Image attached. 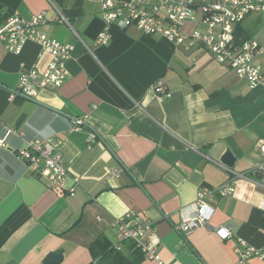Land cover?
<instances>
[{"label":"crops","instance_id":"crops-1","mask_svg":"<svg viewBox=\"0 0 264 264\" xmlns=\"http://www.w3.org/2000/svg\"><path fill=\"white\" fill-rule=\"evenodd\" d=\"M57 9L77 34L56 21ZM43 11L47 34L74 49L62 87L11 101L21 76L46 70L51 55L33 41L19 54L0 47V123L25 134L7 136L0 149V264H117L104 243L116 246L127 264H155L131 241L121 242L112 227L128 211L155 224L168 264H240L237 238L264 248V187L257 171L264 165L257 149L264 144V85L250 88L202 45L188 51L135 27L112 26L109 43L96 45L104 28L99 0H0V27L14 14L30 19ZM242 24L264 45L262 17ZM195 26L186 30L201 28ZM255 63L264 70V54ZM159 81L170 98L156 93ZM79 118L85 126L73 131ZM34 139L62 156L69 173L63 190L51 189L18 157L25 140ZM227 152L233 166L222 161ZM115 168L124 170L114 177ZM233 180V195L207 200L211 221L182 236L177 227L199 191ZM226 226L234 238L216 233ZM56 253L61 261L49 262Z\"/></svg>","mask_w":264,"mask_h":264},{"label":"built area","instance_id":"built-area-1","mask_svg":"<svg viewBox=\"0 0 264 264\" xmlns=\"http://www.w3.org/2000/svg\"><path fill=\"white\" fill-rule=\"evenodd\" d=\"M99 2L102 7L104 28L96 40V45L109 43L112 26L121 29L135 27L145 35L159 36L183 46L188 51L202 45L215 62L229 66L239 79L247 81L250 88L264 85V70L255 63V57L264 54V45L255 38L240 43L236 34L238 25L249 17L259 15L264 20V0H99ZM55 19L77 34L70 19L59 9ZM47 22L44 11L33 14L30 19H23L14 14L0 27V47L9 52L19 54L26 41H33L51 55L46 70L33 69L21 76L17 88L11 91V101L16 95L35 100L40 90L59 89L69 76L66 63L74 47L50 37L44 30ZM189 23L201 28L187 31L186 26ZM154 89L160 96L167 98L172 96L163 81L157 82ZM0 125L6 135L0 137V149L7 146V136L23 138L25 135L23 130L12 128L5 123ZM84 126V120L79 118L74 121L72 130L80 131ZM96 138L95 133L90 134V140ZM24 144L17 151V155L26 163L28 169L44 179L51 189L63 190L69 173L62 156L40 139L25 140ZM257 149L264 158V144H259ZM123 170L115 168L111 171V176L116 177ZM257 171L262 174L260 183L264 187V165ZM73 179L76 184L80 181L78 177ZM69 191L72 195L75 192L73 188ZM234 193V180L216 190H200L196 202L188 208L189 213L184 216L177 231L187 236L196 228L207 225L214 215V209L207 200L214 196L229 197ZM112 227L121 242H133L146 259L155 264H168L160 256L161 238L157 228L148 218L135 211H128L117 217ZM216 233L223 240L235 237L231 226L221 227ZM235 252L238 254L240 264H245L252 258L264 260V248L251 247L239 238Z\"/></svg>","mask_w":264,"mask_h":264},{"label":"trees","instance_id":"trees-1","mask_svg":"<svg viewBox=\"0 0 264 264\" xmlns=\"http://www.w3.org/2000/svg\"><path fill=\"white\" fill-rule=\"evenodd\" d=\"M78 9L80 8V7H77ZM66 15V14H65ZM251 34H250V32H249V30L248 29H246L244 26H243V24L241 23V24H239L238 25V29H237V39H238V41L240 42V43H242V42H244V41H246V40H249V39H251L252 37L250 36ZM183 236V235H182ZM185 237V236H184ZM133 243V242H132ZM104 245H105V253H107V254H109L110 256H112V257H114L115 259H116V262H117V264H127V262H126V258L125 257H123V256H121L119 253L120 252H118V251H116L114 248L116 247V246H114V245H108V247H107V244H105L104 243ZM133 245H134V247H135V244L133 243ZM107 248V249H106ZM115 252H117V254L115 255ZM135 252L136 253H138L141 257H143V254L135 247ZM113 255H115V256H113ZM140 260L141 259H138L137 260V263H134L133 262V264H138L139 262H140Z\"/></svg>","mask_w":264,"mask_h":264},{"label":"water","instance_id":"water-1","mask_svg":"<svg viewBox=\"0 0 264 264\" xmlns=\"http://www.w3.org/2000/svg\"><path fill=\"white\" fill-rule=\"evenodd\" d=\"M223 163L229 165V166H233L235 159L233 157V155L230 152H227L224 157L222 158ZM61 255L60 254H53L49 257L48 261L51 263H57L59 261H61Z\"/></svg>","mask_w":264,"mask_h":264}]
</instances>
